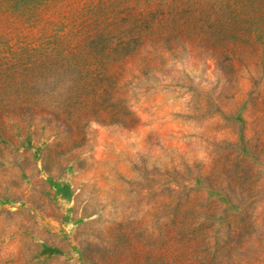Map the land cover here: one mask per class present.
<instances>
[{
	"label": "rangeland",
	"instance_id": "1",
	"mask_svg": "<svg viewBox=\"0 0 264 264\" xmlns=\"http://www.w3.org/2000/svg\"><path fill=\"white\" fill-rule=\"evenodd\" d=\"M0 264H264V0H0Z\"/></svg>",
	"mask_w": 264,
	"mask_h": 264
}]
</instances>
